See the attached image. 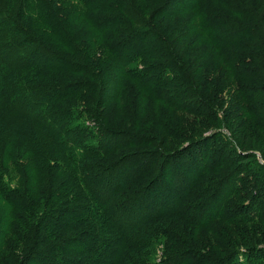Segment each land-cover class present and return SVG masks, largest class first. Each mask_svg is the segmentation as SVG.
<instances>
[{"label":"trees","instance_id":"1","mask_svg":"<svg viewBox=\"0 0 264 264\" xmlns=\"http://www.w3.org/2000/svg\"><path fill=\"white\" fill-rule=\"evenodd\" d=\"M138 1H93L82 17L94 40L105 41L107 63L100 53L90 55L96 43L83 50L77 44L84 27L71 31L59 0H0V264L264 263V248L235 243L218 224L264 226L259 148L243 153L228 127L242 115L264 138V0H252L258 13L221 0L229 14L209 0L179 7L166 0L146 14ZM182 14L195 19L187 30L201 36L232 79L235 114L214 120L215 102L198 89L201 68L151 23ZM29 16L40 20L42 36L32 32ZM108 69L118 77L112 93L102 82ZM128 82L180 113L212 118L231 137L216 131L215 139L193 137L160 118L159 133L150 136L111 129L104 110L117 105ZM167 132L186 142L165 149ZM28 155L38 184L29 187L18 162ZM8 161L22 170L18 186L8 181ZM243 189L248 200L231 204Z\"/></svg>","mask_w":264,"mask_h":264},{"label":"rangeland","instance_id":"2","mask_svg":"<svg viewBox=\"0 0 264 264\" xmlns=\"http://www.w3.org/2000/svg\"><path fill=\"white\" fill-rule=\"evenodd\" d=\"M93 1L95 2V4L93 5H97L99 3V0ZM93 1L87 0V3H85L83 0H59V3H57L56 6L58 7L59 13L67 16V18L65 19V21L67 22L66 24L69 26V28H72L71 31L75 35L79 33V28H82L81 26L84 27L85 34L82 37L80 36V39L84 38V40H81L77 43L81 47V49L83 50L82 47L85 46V44L92 43V45H95L96 43V45L93 46V48L91 49L92 53L90 55L96 56L97 53H100L102 56V60L108 63V57L106 56V52L104 50L106 46L105 41L102 40V42L98 38L97 40H94V37L96 38V36L92 34L91 30L86 26V24L85 26L83 25L84 23L82 17L85 16L86 9L91 6V3ZM165 1L166 0H139L138 6L141 7L140 5L142 4V6L146 10L145 13L147 14L148 12H150L151 9H153L155 4H157L155 6L159 8V6L163 5V2ZM185 1L186 0H171L170 6L179 7ZM209 1H211L215 6L213 10H217L222 14L230 13V11L225 9L224 4L221 0ZM234 1L235 5H237V1ZM238 1H241L246 8H255L257 10V13L262 11V8L255 7L257 2H252V0ZM206 7L207 9L210 8L209 2H207ZM104 11L105 10H103V12ZM70 13H74V20L70 18ZM87 13L88 12H86V14ZM30 15L36 16L37 14L32 13ZM179 16V18H172L173 16L168 15L166 18H163L162 15L157 17L156 19L152 18L151 23L154 25L155 28H159L160 31L164 30V32H166V35L172 41H175L178 44V47L183 46V53L186 52L185 56L189 58L187 62L190 66L194 68H201L198 74L196 75L199 84L198 89L204 94H202V96H204L206 99H209L210 101L215 102L217 106L216 108H218L219 113L216 115V118H214V120H221L223 115L228 113H230V115H232V113L235 114L234 111L236 109L238 95L235 91V86L232 82V79H230L229 75L225 73L224 66L219 60L216 59V57L214 56L215 54L212 53L208 45L202 40L201 36L199 34L197 35L187 30V24L192 25L194 23L193 20L195 19L191 15L182 14ZM27 22L29 23L28 25L32 29L33 33H37L42 36V34L44 33V27H42L43 30L40 28V20L29 16L27 17ZM192 28L194 31L198 32L195 25ZM168 31L171 34L168 33ZM56 48H58V46H56ZM154 50H156V47L154 48ZM64 51H66L67 54H73L72 51ZM105 74L107 77H102L103 85H107L105 89L107 88V91L109 90L110 93H112V84L114 82V84L116 85V80H118V77L113 71L109 72V69L105 71ZM128 83L131 84H127L130 89H128L125 93L124 90L121 89V87L118 88V93H124V95L122 96L121 100L117 101V105H114L111 108H105L104 110V119L108 126L112 127L111 129L115 131L127 130L130 132L142 133L150 136L153 133H159L158 119L160 118L165 120L169 119L168 121L174 124L176 129L178 131L180 130V132H192L191 135L193 137H196L201 133H205L208 135H212V139H215V135L213 134L215 131L221 132L222 134L231 137L228 132L229 130L226 127L216 130L217 123L216 121L214 123L212 118L180 113L174 110L173 107L167 106L165 103L163 104L162 102L155 101L154 99L146 96L138 87L133 85L131 82ZM107 91L105 94H107ZM118 93L117 97L120 96V94ZM112 97L113 99L118 100L117 97ZM237 115L238 114H236L235 118L231 117L229 119L228 127L230 131L235 129L238 133V139L241 140L242 145L247 148L245 151H242L243 153H249L251 152V150H257L250 148H259L260 151L257 150L255 152V159L257 163L264 165V157L260 154L263 153L264 155V138L262 137V134L260 133V131L258 132V129H256V124L254 122L245 119L243 120L242 115ZM156 117H158L157 120ZM225 117L226 116H224V118ZM169 134L170 133L167 132L168 136L164 141V147L169 151L174 150L175 147L177 148L180 144L182 145L186 142L173 140V136ZM161 136H163V134L160 135V138ZM162 144L163 143L161 142L159 145L161 146ZM131 148L132 150H136L134 149L135 147ZM238 151L241 150L238 149ZM9 162L10 161H8L7 164H9ZM18 162L22 165L25 164L27 169L25 170V172L27 175H30V178H27V180L24 181L25 186H35L37 184V171L36 165L34 164V160L28 155L27 161L25 159H20ZM7 171L9 172L7 173L8 181L11 183L12 186H18L21 182L20 178L22 175V170L20 168L17 169L12 164H9L7 165ZM31 174H33L34 176L32 177ZM258 176L259 173L257 174V178ZM247 192V190L243 189L240 193H238L236 197L232 198L229 202L231 204L246 202L251 196V194L247 195ZM262 211L264 213L263 207ZM218 224L219 226H223L226 228L224 230L228 231L227 237L232 238L235 243L244 244V241L250 240L249 242H251V244H258L257 248H264V226L249 223L244 225H235L236 227H228L225 224L219 222ZM41 230L44 229H42L41 227ZM50 230L52 231L53 229ZM199 233H202V231H199ZM231 233H234V235H232ZM79 234L80 233H76L74 235L72 234L73 241L79 239ZM243 237L245 239H242ZM67 243L69 244L70 241H68Z\"/></svg>","mask_w":264,"mask_h":264}]
</instances>
